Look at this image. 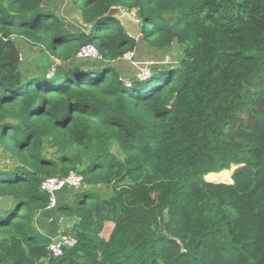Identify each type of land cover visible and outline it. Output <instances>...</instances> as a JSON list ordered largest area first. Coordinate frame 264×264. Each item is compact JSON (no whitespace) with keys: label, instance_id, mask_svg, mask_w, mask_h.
I'll use <instances>...</instances> for the list:
<instances>
[{"label":"trees","instance_id":"trees-1","mask_svg":"<svg viewBox=\"0 0 264 264\" xmlns=\"http://www.w3.org/2000/svg\"><path fill=\"white\" fill-rule=\"evenodd\" d=\"M69 1L87 30L46 0H0V146L13 159L0 264H264V0ZM119 7L152 49L180 45L178 63L128 74L137 42ZM20 41L52 62H24ZM85 45L103 60L78 58ZM231 167L230 181L204 178ZM70 172L85 186L58 191L55 208L76 244L53 258L34 223L39 186Z\"/></svg>","mask_w":264,"mask_h":264},{"label":"rangeland","instance_id":"rangeland-1","mask_svg":"<svg viewBox=\"0 0 264 264\" xmlns=\"http://www.w3.org/2000/svg\"><path fill=\"white\" fill-rule=\"evenodd\" d=\"M45 5L52 12L58 14L59 17H61V19L63 20V22H65V24L68 26V28L74 31L88 29V26L83 25L81 23L78 9L74 7L69 0H46ZM112 13L116 15L117 18H119L123 29L129 35L134 36L135 41L137 42L135 50L132 51L133 61L135 62V64L133 65L130 62H127L131 66L130 70L127 69L129 72L128 74L136 76L141 74L142 70H148L149 68L152 69V66H155L157 64H161L160 66H171L178 63L182 53V48L180 45L174 44L169 49H152L138 33L139 20L135 16V13L133 11H129L128 13L121 9H115L112 11ZM19 47L24 62H34L37 61V59H41L43 60V62H52V58L48 57L39 47L27 45L22 41L19 42ZM24 62L22 63L23 68H25L26 65ZM27 67L28 66H26V68ZM125 74L122 75L126 77ZM112 149L116 151L114 147H112ZM42 151L46 156L51 159H56L59 152L56 146L48 141H44ZM116 153L118 154L117 151ZM12 162L13 159L10 157L7 151L0 146V168H7L11 166ZM233 168L234 167H231V169L229 170H223L217 173H209L204 178L209 181L216 182H223L228 180L230 181L231 170ZM100 192L102 195H107L109 193V190L107 191L105 188H102ZM61 200L62 198L58 200V203H60ZM43 213L44 214L41 213L42 215L39 214L35 217L34 223L36 224L38 229L46 236L51 237L53 233H61L63 230L70 227V225L72 224V219H67L65 217L60 216L56 208H54L53 210H46ZM112 228V222H106L101 236L106 238Z\"/></svg>","mask_w":264,"mask_h":264},{"label":"built area","instance_id":"built-area-1","mask_svg":"<svg viewBox=\"0 0 264 264\" xmlns=\"http://www.w3.org/2000/svg\"><path fill=\"white\" fill-rule=\"evenodd\" d=\"M78 58L88 59V60H103L97 49L93 45L83 46L78 54ZM122 60L128 61L131 64H135L133 61V52H126L123 54ZM151 75V69L142 70V73L136 75L138 80H145ZM129 85V83H127ZM85 186L82 176L76 174L75 172H70L65 177H49L44 179L40 183V190L46 192L49 195L48 204L46 206L47 210L55 208L57 205L56 193L63 189L64 187L78 189ZM61 239L56 244L49 245V255L50 257L57 258L62 255L64 248L72 247L76 244V238L70 234L59 235Z\"/></svg>","mask_w":264,"mask_h":264},{"label":"water","instance_id":"water-1","mask_svg":"<svg viewBox=\"0 0 264 264\" xmlns=\"http://www.w3.org/2000/svg\"><path fill=\"white\" fill-rule=\"evenodd\" d=\"M116 8H111L109 10V13H112L113 10H115ZM117 9H121V10H124V8L122 7H119ZM130 10H126V12L129 13ZM109 64V62H105V65L107 66ZM11 201V197L10 196H2L0 197V215L3 214V212L9 207V203ZM61 239L60 236L54 238L52 240V244H56L59 240Z\"/></svg>","mask_w":264,"mask_h":264},{"label":"crops","instance_id":"crops-1","mask_svg":"<svg viewBox=\"0 0 264 264\" xmlns=\"http://www.w3.org/2000/svg\"><path fill=\"white\" fill-rule=\"evenodd\" d=\"M125 61V60H124ZM125 62H128V61H125ZM60 191V190H59ZM59 199V198H58ZM47 210V209H46ZM51 210H53V209H51ZM45 219H46V217H45ZM42 220H44V219H42ZM73 222V220H71V223ZM62 233V232H61ZM61 233H58V234H55V233H53L52 235H51V238L52 239H54V238H56V237H58ZM55 234V235H54Z\"/></svg>","mask_w":264,"mask_h":264}]
</instances>
